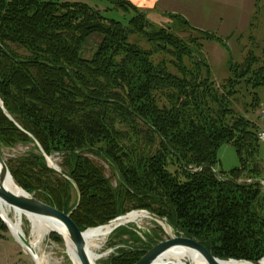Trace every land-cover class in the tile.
<instances>
[{"label":"trees","instance_id":"16d2710c","mask_svg":"<svg viewBox=\"0 0 264 264\" xmlns=\"http://www.w3.org/2000/svg\"><path fill=\"white\" fill-rule=\"evenodd\" d=\"M103 1L113 6L110 11H134L136 17L127 25L83 2L0 0V99L6 110L0 108V149L25 144L40 154L7 163L14 180L66 214L77 207L70 206L75 183L81 201L72 218L82 232L123 215L127 203L166 218L217 258L261 261L259 182L220 180L215 166L225 144H232L240 159L232 177L247 172L258 154L254 124L231 103L250 72L247 86L264 87V66L254 69L253 57L242 66L245 74L232 66V78L221 90L201 57L202 40L214 35L168 14L180 23L177 30L196 34L183 39L128 0ZM95 35L103 40L87 60L82 49ZM134 36L147 48L140 39L132 41ZM260 106L255 94L249 108ZM155 140V152L139 145ZM44 154L62 155L67 171L50 169ZM87 154L104 156L117 167L118 189ZM170 166L179 171L171 173ZM6 232L0 220V238ZM136 248L110 264H136L145 255Z\"/></svg>","mask_w":264,"mask_h":264},{"label":"rangeland","instance_id":"374dc122","mask_svg":"<svg viewBox=\"0 0 264 264\" xmlns=\"http://www.w3.org/2000/svg\"><path fill=\"white\" fill-rule=\"evenodd\" d=\"M8 1L10 2L12 0ZM53 1L83 2L94 7L96 10L101 11L106 17L115 19L127 25L132 18L136 17V13L134 11H131L127 15L122 12L110 11L113 6L103 0ZM179 2V0H176L173 5L176 6ZM251 4L250 0H185V4L181 6L183 14L180 15L182 16L181 18L186 19L191 23V25L202 30L204 33H209L216 37L212 38V40H202L203 47L201 57H203V61L210 66L212 81L220 89L228 80L232 78L231 67L235 65L240 67L241 70L245 61H247L249 57H253L257 61L254 69L264 66V0L256 1V8L254 9L252 16L248 17L250 16L249 11L251 10V6L250 10L246 9H249V5ZM142 12L146 15L148 13L145 10H142ZM147 17L148 20L160 27L171 30L173 29L172 32L177 34L180 38L188 40L190 35H192V37L196 36V34L189 29H182V31L177 30V25L180 23L176 22L177 20L173 22L170 21L168 16H166L167 19H160L154 15H147ZM139 39L140 37L138 36L132 37V41H138ZM102 40V37L97 35L90 38L83 46V58L87 60L92 59L95 50L99 48ZM140 41L143 46L146 45L145 41L141 39ZM145 48L147 47L145 46ZM201 57L199 56V58ZM238 73L245 74L246 72L245 70H241L238 71ZM251 74L252 72L246 76V80H240V84L236 88L239 92L236 94L231 104L237 114L242 115L245 119L250 121V123L254 124L259 139V133L264 131V120H262L264 118V87H260L259 85L254 88L252 85L247 86L246 81L247 79H251ZM255 94H258L260 97L261 106L257 108H249ZM140 143L139 145L141 148H146L151 150V152H155L159 148L156 140L151 143V145H148L146 141H140ZM259 143L258 154L254 157V160L249 163L247 172H242L240 176L236 177H232L230 175L233 170L240 168V159L236 149L232 144L223 145L218 151V163L215 166V172L217 173L218 178L220 180H228L232 178L241 185H252L256 182H259L260 185L261 182L264 181V142L259 140ZM1 154L6 164L17 162L18 160L30 157L31 155H40L34 146L25 144H16L15 146L4 148L2 149ZM87 156L92 162L103 168L104 176L110 182L112 188L115 190L118 189L121 185V177L117 167L105 159L104 156L103 158L94 154H87ZM44 157L50 169L58 170V172L56 171L57 173L67 171L64 168V159L62 155L54 154L49 157L44 154ZM49 160H51L59 169L52 167L49 164ZM250 169L252 171H249ZM176 170L179 171L176 166L169 167V171L173 174ZM72 185V202L70 203V206L77 204L78 207L81 201V195L77 185L73 182ZM77 207L71 212H75ZM123 207L127 209V212L120 215L113 221L136 212L140 213L143 218H140V220L134 223L124 224L119 227L122 231H128L130 233L129 236L123 237L121 235L122 231L116 232V230L119 229L117 228L110 236L101 240L99 242L100 249L95 251L100 256V259L96 261L97 264H110L112 261L117 259L121 252L131 251L132 247H137L140 251L144 250L146 254V252L151 250L154 246L167 241L171 235L179 238H189L170 225L166 218L163 219L166 221L170 232L166 231L165 226L151 216L155 214H152L150 211L131 209L132 207L127 203L124 204L122 208ZM262 210V213H264V208ZM8 216L13 220V213H10ZM0 220L7 229L4 236L0 238V264H36L32 256L27 253L28 251L21 246L22 244L20 245L19 241L15 239L8 227L10 226L9 222L5 219L8 224L7 225L1 216V212ZM22 224L24 233L26 234L24 236L30 238L32 243L37 244L38 239L32 236V226L27 218L22 220ZM146 245H149V247L145 248L144 246ZM203 245L208 249L205 244ZM36 250L40 257L41 264H75L74 260L68 254L65 240L57 233L47 234L37 246Z\"/></svg>","mask_w":264,"mask_h":264},{"label":"bare ground","instance_id":"6f19581e","mask_svg":"<svg viewBox=\"0 0 264 264\" xmlns=\"http://www.w3.org/2000/svg\"><path fill=\"white\" fill-rule=\"evenodd\" d=\"M49 164L52 167L54 168L56 167V169H59L51 160H49ZM0 180L4 182V187L9 191H12L14 193L20 192L19 188L16 186V184L14 183L13 179L10 176L8 175L3 176L1 164H0ZM0 212L4 220L6 219L9 222L10 226L8 227L12 232L13 236L17 241L20 242V245L22 244L21 246L28 251L27 253H31V252L23 245L19 236L21 234L26 235L23 230L22 220L24 218H27V220L31 223L32 236L38 239L37 244L32 243L33 245L32 256L36 264H41L40 257L37 254V250H36L37 246L41 243L44 237L50 233H57L64 238L68 254L74 260L75 264H80L76 252L74 250V247L71 241L69 240L66 229L59 221L50 218H42L31 214H25L24 212L16 208L10 207L1 199H0ZM10 213H13L14 215L13 220L10 219L8 216L10 215ZM140 218H143V216L140 213L136 212L126 217H120L119 219L113 221L112 224H107L102 227L86 230V233L84 234V238L87 243L89 253L92 257L93 264H97L96 261L100 259V256L95 251L100 249L99 242L101 240H104L105 238L110 236L114 232V229L116 227L128 223H134L140 220ZM163 225L165 226L166 231L170 232L167 225L165 224ZM218 263L219 264H253L251 262L222 261V260H219ZM153 264H208V262L199 252L195 250L183 248V247H176L163 254ZM259 264H264V260H261Z\"/></svg>","mask_w":264,"mask_h":264},{"label":"water","instance_id":"95a60500","mask_svg":"<svg viewBox=\"0 0 264 264\" xmlns=\"http://www.w3.org/2000/svg\"><path fill=\"white\" fill-rule=\"evenodd\" d=\"M0 106L4 113H6L4 109V105L0 99ZM0 164L2 166L3 176L8 175L10 176L16 186L19 188L18 193H14L9 191L4 187V182L0 180V199L4 201L10 207L16 208L25 214H31L34 216L42 217V218H50L59 221L66 229L68 234L69 240L71 241L74 250L76 252L77 258L80 264H93L92 257L89 253L87 243L84 238V234L86 232H82L76 223L72 219V215L74 212L66 214L61 212L49 205L39 201L38 199L34 198L32 195L27 193L23 190L17 182L14 180L13 176L11 175L9 168L3 159L0 150ZM55 170V169H54ZM58 172V170H55ZM2 216V215H1ZM155 220L160 222L161 224H166V221L163 218H160L156 215H151ZM3 218V217H2ZM119 219V218H118ZM4 220V218H3ZM5 221V220H4ZM111 221L108 224H112ZM120 227V226H119ZM116 227L114 230H116ZM61 236V235H60ZM20 240L22 241L23 245L31 252L29 253L31 256L33 255V245L30 238L25 237L23 234L20 236ZM62 237V236H61ZM63 238V237H62ZM64 239V238H63ZM176 247H183L195 250L199 252L208 264H219L218 261H242V262H249L244 260H234V259H220L217 258L212 250H208L203 244L196 241L192 238H179L175 236H170V238L165 241L161 242L158 245L154 246L151 250L147 251L145 256L137 263V264H153L157 259H159L163 254L170 251ZM33 258V256H32ZM34 260V258H33ZM264 260V259H262ZM35 262V261H34ZM261 261L258 262H251L253 264H259Z\"/></svg>","mask_w":264,"mask_h":264},{"label":"crops","instance_id":"0c3cea01","mask_svg":"<svg viewBox=\"0 0 264 264\" xmlns=\"http://www.w3.org/2000/svg\"><path fill=\"white\" fill-rule=\"evenodd\" d=\"M128 1H130L132 4H134L140 10H145L146 12H148L147 15H154L160 19L166 18V16H168V14H175V15L177 14L178 15L180 13L179 15H181L182 14L181 6H183V4H185V0H179L180 2L176 6L173 5L174 1H176V0H128ZM250 1L252 4L249 5V9H246V10H250V6H251V10L249 11L250 16H248V17L252 16L254 9L256 8L255 5H256L257 0H250ZM97 36H99V35H97ZM92 37H94V36H92ZM262 120H264V118ZM263 123H264V121H263Z\"/></svg>","mask_w":264,"mask_h":264},{"label":"built area","instance_id":"2783aa9c","mask_svg":"<svg viewBox=\"0 0 264 264\" xmlns=\"http://www.w3.org/2000/svg\"><path fill=\"white\" fill-rule=\"evenodd\" d=\"M259 140L261 142H264V131L259 133ZM260 188H261L262 193L264 194V181L261 182Z\"/></svg>","mask_w":264,"mask_h":264}]
</instances>
